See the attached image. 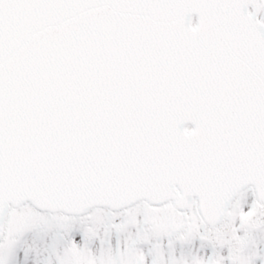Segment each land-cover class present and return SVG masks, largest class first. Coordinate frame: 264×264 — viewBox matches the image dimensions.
<instances>
[{
    "label": "snow or ice",
    "instance_id": "6c2138e0",
    "mask_svg": "<svg viewBox=\"0 0 264 264\" xmlns=\"http://www.w3.org/2000/svg\"><path fill=\"white\" fill-rule=\"evenodd\" d=\"M0 264H264V0H0Z\"/></svg>",
    "mask_w": 264,
    "mask_h": 264
}]
</instances>
